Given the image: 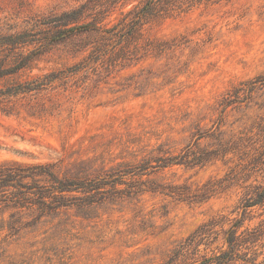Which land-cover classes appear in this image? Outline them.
Instances as JSON below:
<instances>
[{
    "label": "rangeland",
    "instance_id": "rangeland-1",
    "mask_svg": "<svg viewBox=\"0 0 264 264\" xmlns=\"http://www.w3.org/2000/svg\"><path fill=\"white\" fill-rule=\"evenodd\" d=\"M145 1L0 0L1 33L83 4L108 15L104 31L80 27L89 17L38 26L44 53L19 79L52 81L0 112V163L124 182L50 216L0 210V264H164L177 250L172 264H184L203 254L183 246L198 226L220 217L227 228L264 190V0H181L130 34L127 13ZM173 156L182 163L124 174ZM245 218L256 225L264 205Z\"/></svg>",
    "mask_w": 264,
    "mask_h": 264
},
{
    "label": "trees",
    "instance_id": "trees-1",
    "mask_svg": "<svg viewBox=\"0 0 264 264\" xmlns=\"http://www.w3.org/2000/svg\"><path fill=\"white\" fill-rule=\"evenodd\" d=\"M193 1L187 0V3ZM181 4H183L181 0H146L140 9L127 13H134V18L127 23L130 26V34L135 33L148 18L159 16L160 12L168 13L175 8L180 10ZM91 10L83 4L78 9L63 12L49 20L43 22L38 20L30 28L17 31L10 27L6 33L0 32V112L10 113L15 99L32 97L45 90L52 81L50 75L19 79L23 72L33 68L44 53L46 37L38 26L67 27L89 17L91 21L80 27L103 30L102 23L108 15L101 11L87 12ZM72 29L74 27L68 28V31ZM56 37L58 35L51 36L50 39L54 40ZM255 83L252 81L247 83L250 87L248 93L252 92ZM224 105L230 104L225 102ZM181 161L174 156L157 158L153 161L156 163L154 166L150 162H144L130 168L131 170L124 174L141 176L181 164ZM57 167L52 163L25 164L13 161L0 163V210L9 211L11 216L21 211L35 213L38 217L50 216L69 206L99 202L106 195L108 197L118 193L120 190H117V186L124 184L121 181L123 174L113 177L110 173L105 174V177L79 180L61 176ZM263 205L264 190L257 192L255 198L245 199L241 214L238 218L228 219L227 228H224L226 223L220 222V217L212 218L198 226L186 238L183 246L194 245V255L199 253L198 249L202 246L203 254L184 264H264V219L256 225H245V216L249 209ZM215 227H219L216 234L213 230ZM211 234L214 235L211 237ZM181 255L183 254L179 250L175 251L164 264H172Z\"/></svg>",
    "mask_w": 264,
    "mask_h": 264
}]
</instances>
